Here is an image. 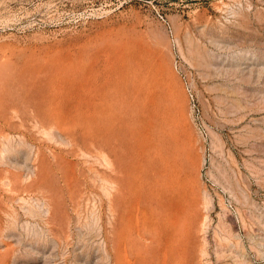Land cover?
<instances>
[{
  "label": "rangeland",
  "instance_id": "rangeland-1",
  "mask_svg": "<svg viewBox=\"0 0 264 264\" xmlns=\"http://www.w3.org/2000/svg\"><path fill=\"white\" fill-rule=\"evenodd\" d=\"M0 264H264V0H0Z\"/></svg>",
  "mask_w": 264,
  "mask_h": 264
},
{
  "label": "bare ground",
  "instance_id": "bare-ground-1",
  "mask_svg": "<svg viewBox=\"0 0 264 264\" xmlns=\"http://www.w3.org/2000/svg\"><path fill=\"white\" fill-rule=\"evenodd\" d=\"M177 87H178V86H177ZM174 90H175V89H174ZM118 173H119V172H118ZM126 173H128V172H126ZM117 176H118V175H117ZM119 176H120V175H119ZM126 180H127V179H126ZM129 182H130V181H129ZM118 186H119V185H118ZM116 187H117V186H116ZM124 187H125V184H124ZM126 187L128 188V187H130V186L127 185ZM120 188H121V186H120ZM121 189H122V188H121ZM125 189H126V188H125ZM118 190H119V188H118ZM122 190H123V189H122ZM127 190L129 191V188H128ZM116 192H117V191H116ZM124 193H125V191H124ZM116 194H117V193H116ZM116 194H115V195H116ZM130 194H131V191H130ZM130 194H129V195H130ZM132 195H133V194H132ZM126 196H127V195H126ZM125 198H126V197H125ZM130 198H132V197H130ZM128 199H129V198H128ZM119 200H120V199H119ZM124 201H125V199H124ZM128 201H129V200H128ZM129 203H130V202H129ZM129 203H127V205H128ZM131 204H132V203H131ZM166 205H167V204H166ZM170 205L172 206V204H170ZM124 206H126V205H124ZM167 206H168V205H167ZM171 208H172V207H171ZM174 209H176V208H174ZM122 210H123V209H122ZM124 212L126 213V211H124ZM127 216H128V215H127ZM127 216H126V217H127ZM123 217H124V216H123ZM123 217H122V220H123ZM146 219H147V218H146ZM125 220H126V219H125ZM123 221H124V220H123ZM124 222H125V221H124ZM124 222H123V223H124ZM123 223H122V224H123ZM125 223H126V222H125ZM171 224H172V223H171ZM149 225H150V224H149ZM122 226H123V225H122ZM124 226H125V225H124ZM124 228H126V227H124ZM121 229H122V228H121ZM130 229H131V228H130ZM122 232H123V230H122ZM125 233H126V232H125ZM125 233H124V234H125Z\"/></svg>",
  "mask_w": 264,
  "mask_h": 264
}]
</instances>
